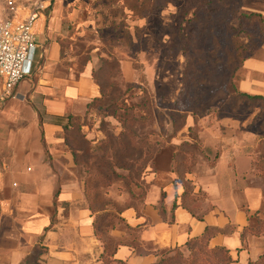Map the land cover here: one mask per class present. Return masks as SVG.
Returning <instances> with one entry per match:
<instances>
[{
    "label": "crops",
    "instance_id": "crops-1",
    "mask_svg": "<svg viewBox=\"0 0 264 264\" xmlns=\"http://www.w3.org/2000/svg\"><path fill=\"white\" fill-rule=\"evenodd\" d=\"M55 1L40 19L26 76L0 103V264H21L36 247L46 249L43 264H99L104 251L94 231L84 176L65 135V126L72 129L71 119L77 118L88 139L101 137V115L91 105L102 94L94 77L100 48L92 47L91 58L77 69L80 55H72L70 47L82 41L83 25L75 27L79 9L72 7L69 12ZM9 15L5 0H0V18ZM93 23L86 25L94 27ZM121 68L125 80L136 79L131 59L124 58ZM245 68L263 78L242 79L240 89L264 94V59L249 58ZM2 88L0 77V93ZM201 138L207 153L211 151L213 159L218 155L215 164L199 163L186 177L195 191L207 193L205 210L173 208L175 201L180 203L184 187L169 165H159L143 201L121 211L124 225L112 233L121 241L114 249V257L121 261L117 263L153 264L176 249L188 252L187 242L210 226L222 231L212 236L209 245L224 246L234 261L247 264L248 249L241 234L249 214L258 211L264 198L263 188L253 184V137L235 128L209 129ZM239 156L246 165H238ZM226 158V165H220Z\"/></svg>",
    "mask_w": 264,
    "mask_h": 264
},
{
    "label": "rangeland",
    "instance_id": "rangeland-1",
    "mask_svg": "<svg viewBox=\"0 0 264 264\" xmlns=\"http://www.w3.org/2000/svg\"><path fill=\"white\" fill-rule=\"evenodd\" d=\"M55 2L69 12L79 9L75 27L83 25L82 41L70 47L72 55H80L77 69L91 58L92 47L100 48L95 71L106 91L97 105L102 134L95 143L76 135L68 145L77 150L84 178L88 175L94 213L105 215L102 226L109 224L101 235L110 238L111 248L117 243L113 231L123 226L121 211L143 201L159 165L174 172L195 170L206 161L204 155L213 157L204 148V131H248L253 158L264 154V100L239 94L242 79L263 78L250 73L245 62L249 55L264 59V0ZM93 20L94 27L86 25ZM124 58L133 61V82L123 76ZM237 161L247 163L241 156ZM253 174V184L264 192L263 172L253 167ZM245 246L250 261L264 255V198L258 211L249 214ZM204 257L205 264H238L224 252L218 258L182 252L188 263Z\"/></svg>",
    "mask_w": 264,
    "mask_h": 264
},
{
    "label": "trees",
    "instance_id": "trees-1",
    "mask_svg": "<svg viewBox=\"0 0 264 264\" xmlns=\"http://www.w3.org/2000/svg\"><path fill=\"white\" fill-rule=\"evenodd\" d=\"M137 6L135 7H130V9L134 10L136 9ZM252 55H249L247 57V59L252 58ZM246 59V60H247ZM112 61H116V59H111L110 62ZM94 77L97 80V82L99 83V85L101 86V97L96 98L93 103L91 105H99V103H101V101L103 100L104 96L106 95V91H105V87L103 82L100 81V79H98V77L96 76V71H94ZM239 94L243 97H246L248 99H261L264 100V95L263 94H252V93H248L242 90H239ZM99 112L101 111L100 108ZM72 121V126L73 128L70 129L69 126H65V131H66V141L67 143H70V139H72L73 141H75V138L77 137L76 135L79 136H83V138L86 139V141H91L93 143L97 142L94 139H88L85 135V133L81 130V124L79 123V120L77 118H73L71 119ZM101 129V127H99ZM192 144V143H191ZM112 147V146H111ZM72 153L74 155V159L76 161L77 155L76 152L77 150L75 148H72ZM177 154V152H176ZM218 155H216L213 158H210L209 155H204L205 160L207 161V163L209 165H214L215 164V160L217 158ZM77 162V161H76ZM82 165H87L86 163L82 164ZM188 165H194L192 163L188 164ZM263 165V166H261ZM80 166V165H79ZM253 167H255V171H262L263 172V179H264V154H262L260 157L258 156V158L253 160ZM194 168V167H193ZM183 169V170H178L175 171V173H177L179 180L181 181V183L183 184L184 190L182 192V194L180 195L181 197V201L178 204L176 201L173 203V208L175 206L178 205H182L188 209H190L193 213L194 212H198V213H202L205 208H204V204L205 201L207 199V193L203 190H199V191H195L194 187H193V183L192 180L186 177L187 173H191L194 171V169ZM174 172V171H173ZM85 179V197L88 200L89 203V208L94 216V221H93V226H94V231L95 234L97 235V237L102 241L103 243V247H104V251L101 254L100 257V263L99 264H109L112 261L114 262H121L118 259H116L114 257V249L117 248V246L119 245V243L121 242L120 240L117 239V243L114 244V247L111 248V243H110V238H104L102 237V232L103 229L107 226H109V224L102 226V222L103 219L105 218V215L102 213H97L95 214L93 208L91 207V203L88 199V195H87V188H88V175ZM162 206V204H161ZM120 219L124 225V219L121 217L120 215ZM173 219H171L172 221ZM248 230V225L244 227L243 231H242V239H245V234L247 233ZM222 230L216 227H210L207 226L205 231L203 232L202 235L192 238L187 242V246L189 247V249H191L192 251H196L199 254H203L205 256H213L218 258L219 257V253L224 252L227 254V258L229 260H234L232 255L229 253V250L227 248H225L224 246H216V247H211L209 245V241L212 238V236H214L215 234H217L218 232H221ZM112 240V239H111ZM46 251L45 248H41V247H36L34 249V251L32 253H30L21 264H43L41 256L42 254ZM209 258V257H208ZM206 257V259H208ZM200 262H197V260L192 261V262H186L185 260H182V251L176 249L175 253L169 257L166 258H162L160 261H157L153 264H205V257L204 259H199ZM216 264H220V263H216ZM247 264H264V255H262L258 260H254V261H248Z\"/></svg>",
    "mask_w": 264,
    "mask_h": 264
},
{
    "label": "built area",
    "instance_id": "built-area-1",
    "mask_svg": "<svg viewBox=\"0 0 264 264\" xmlns=\"http://www.w3.org/2000/svg\"><path fill=\"white\" fill-rule=\"evenodd\" d=\"M53 0H5L12 15L0 18V77L3 88L0 103L11 97L32 63L31 51L37 45L40 19ZM26 9L21 12V9ZM96 120V119H95Z\"/></svg>",
    "mask_w": 264,
    "mask_h": 264
}]
</instances>
